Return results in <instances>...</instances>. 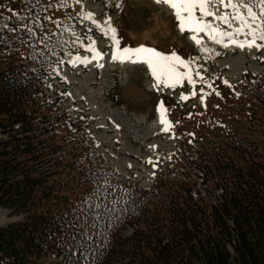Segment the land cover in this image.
I'll return each instance as SVG.
<instances>
[{
  "label": "trees",
  "instance_id": "trees-1",
  "mask_svg": "<svg viewBox=\"0 0 264 264\" xmlns=\"http://www.w3.org/2000/svg\"><path fill=\"white\" fill-rule=\"evenodd\" d=\"M82 14L80 0H0V207L24 215L0 226V264H264V78L235 98L197 64L216 99L192 122L193 177L140 188L93 154L44 91L84 48ZM199 181L223 197L203 196Z\"/></svg>",
  "mask_w": 264,
  "mask_h": 264
},
{
  "label": "rangeland",
  "instance_id": "rangeland-1",
  "mask_svg": "<svg viewBox=\"0 0 264 264\" xmlns=\"http://www.w3.org/2000/svg\"><path fill=\"white\" fill-rule=\"evenodd\" d=\"M80 2L82 19L74 28L86 48L76 56L79 62L56 66L46 96L58 101L74 129L87 131L91 151L119 180L148 189L158 176L193 177L187 162L199 155V143L192 122L216 99L210 82L198 79L204 75L197 64L234 97L249 93L246 84L264 78V0L255 7L232 0ZM8 24L7 16L0 17V31ZM210 44L218 50H206ZM132 46L149 49L155 63L148 65ZM162 93L176 105L174 113L167 109L172 116L156 110L168 103ZM197 187L215 203L223 197L204 182ZM23 217L0 207L1 226Z\"/></svg>",
  "mask_w": 264,
  "mask_h": 264
},
{
  "label": "bare ground",
  "instance_id": "bare-ground-1",
  "mask_svg": "<svg viewBox=\"0 0 264 264\" xmlns=\"http://www.w3.org/2000/svg\"><path fill=\"white\" fill-rule=\"evenodd\" d=\"M140 52H143V54H150V52L147 51V50H145V49H140ZM150 55H151V54H150ZM79 60H80V58H76V59H75V63L79 62ZM145 62H147V61L145 60ZM153 62H154V61H153Z\"/></svg>",
  "mask_w": 264,
  "mask_h": 264
}]
</instances>
